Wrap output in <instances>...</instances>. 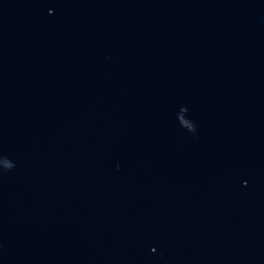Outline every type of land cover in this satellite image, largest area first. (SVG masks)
<instances>
[{"label": "water", "instance_id": "obj_1", "mask_svg": "<svg viewBox=\"0 0 264 264\" xmlns=\"http://www.w3.org/2000/svg\"><path fill=\"white\" fill-rule=\"evenodd\" d=\"M0 264H264V0H0Z\"/></svg>", "mask_w": 264, "mask_h": 264}]
</instances>
